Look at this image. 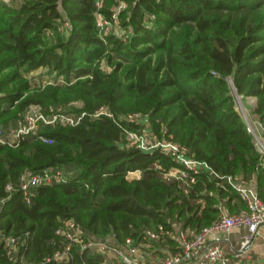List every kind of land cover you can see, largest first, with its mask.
Returning <instances> with one entry per match:
<instances>
[{"label":"trees","instance_id":"obj_1","mask_svg":"<svg viewBox=\"0 0 264 264\" xmlns=\"http://www.w3.org/2000/svg\"><path fill=\"white\" fill-rule=\"evenodd\" d=\"M124 2L125 39L101 36L94 0H0V123L32 105L86 113L75 126L43 127L51 143L30 136L17 147L0 145V229L18 244L15 262L0 245V264H103L101 254L77 246L67 260H46L61 248L55 230L68 219L85 236L115 233L120 243L142 239L157 223L196 233L222 206L244 207L206 170L187 193L165 181L154 164L180 166L170 154L126 143L124 129L143 132L145 123L153 137L179 142L214 172L252 181L264 201V168L233 95L255 97L251 112L264 124V0ZM114 4L103 0L99 11L110 19ZM64 19L68 33L48 37ZM41 68L54 78L33 85L30 75ZM102 106L113 116L92 115ZM131 112L148 118L128 122ZM47 168L63 170L65 181L32 188L26 202L19 176ZM134 171L139 176L129 178ZM163 248L178 250L170 239L147 250Z\"/></svg>","mask_w":264,"mask_h":264},{"label":"built area","instance_id":"obj_2","mask_svg":"<svg viewBox=\"0 0 264 264\" xmlns=\"http://www.w3.org/2000/svg\"><path fill=\"white\" fill-rule=\"evenodd\" d=\"M11 2L13 0H3ZM96 7V26L101 36L113 32L114 26L118 22L119 12L125 9L124 0H115V4L110 8V19L106 18L99 9L103 5V0H94ZM71 29V24L64 19L54 29L47 30L48 37L54 36L56 32L67 34ZM125 39L127 34L117 35ZM237 95L235 103L241 112V116L246 124L247 130L252 135L253 143L259 154L260 162L264 168V124L256 117L253 118L243 105L242 96ZM77 104V102H74ZM246 111V112H245ZM85 112H67L61 107L50 108L43 111L39 106L32 105L17 117L12 124L4 127L0 123V145L17 147L26 137H35L44 143H51V139L41 133V129L48 125L63 124L75 126L80 123L85 116ZM113 114L104 106L99 107L93 116ZM252 116V117H251ZM128 122H143L148 118L147 114L131 112L123 117ZM126 143L135 145L145 152H152L159 149L170 154L180 166H172L162 169L161 165L155 163L156 169L160 170L162 178L167 181H176L185 185L184 193H187L186 186L195 182L196 175L201 170H206L212 176L219 179L221 183L227 184L234 190L244 207L237 212H229L225 207H221L218 218L210 225L204 226L196 233L182 229L179 225L172 228L165 227L162 223H157L144 230L142 239L125 237L122 242H117L115 233H108L104 238L85 236L74 220H66L55 234L62 239V246L56 250L46 260L64 261L70 256L73 246H77L79 251L92 250L103 256V264H232L233 257L240 258L247 256L254 240L259 234V228L264 224V201L259 196L254 183L239 175H220L214 172L205 161L196 160L187 154V148L174 140H160L147 136L143 132L124 129ZM129 172L130 174L136 173ZM65 173L58 168H47L38 173L23 172L19 176L18 187L26 202L30 200V190L40 185H47L53 182L65 181ZM220 183V184H221ZM11 184L6 185V191L11 192ZM3 200H0L2 203ZM246 229V233L241 237L239 246L234 251L233 256L229 255L222 245V235L230 234L239 229ZM170 239L176 242L178 250L171 251L163 248L161 253L149 249L153 243L165 242ZM0 245H2L9 260H18L16 252L18 250L17 239L13 235L5 234L0 229ZM264 259V254H263ZM21 264H25L21 259Z\"/></svg>","mask_w":264,"mask_h":264},{"label":"crops","instance_id":"obj_3","mask_svg":"<svg viewBox=\"0 0 264 264\" xmlns=\"http://www.w3.org/2000/svg\"><path fill=\"white\" fill-rule=\"evenodd\" d=\"M255 97H246L245 102L246 104L250 105V110H252L255 106V101H253ZM256 99V98H255ZM252 116L255 118V115L252 114ZM136 176H139V172H136ZM228 210V209H227ZM246 233V229L242 228L239 230H235L231 232L230 234L222 235V245L224 246L227 253L231 256H233L234 251L237 250L239 246V242L241 240V237ZM264 254V224L261 225L259 228V234L256 237V239L253 242V245L251 246L249 252L247 253V256L240 258H234L232 259V264H264L263 259Z\"/></svg>","mask_w":264,"mask_h":264},{"label":"rangeland","instance_id":"obj_4","mask_svg":"<svg viewBox=\"0 0 264 264\" xmlns=\"http://www.w3.org/2000/svg\"><path fill=\"white\" fill-rule=\"evenodd\" d=\"M61 12L63 13V10L61 7H59ZM64 14V13H63ZM121 27L119 26V22H117V24L114 26V31L117 33V35H122L124 33V31L122 30V28L120 29ZM156 55V54H155ZM31 79H32V84L33 85H36L37 83H46L47 81H50L52 82V79L54 78L53 76H49L46 74V70L43 68L37 70L36 72H33L31 75H30ZM41 78V79H40ZM42 80V81H41ZM233 95L234 97L237 99V95L235 94V92H233ZM253 101H255V104H256V99L254 98ZM242 102H243V105L246 107V111L250 113V115H252V112H251V108H250V105L246 104L245 102V99L242 98ZM236 109L238 110V112L241 114L239 108L237 107V102H236ZM245 111V112H246ZM252 117V116H251ZM254 118V117H253ZM144 129L143 130V133L147 136H151L152 137V133L150 132L149 130V127H148V124L145 123V126H144ZM137 174L136 173H133V174H130L128 177L129 178H133L135 177Z\"/></svg>","mask_w":264,"mask_h":264}]
</instances>
